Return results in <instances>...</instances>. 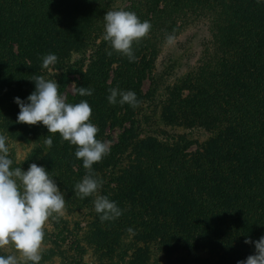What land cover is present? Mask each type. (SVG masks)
I'll return each mask as SVG.
<instances>
[{"label":"rangeland","instance_id":"374dc122","mask_svg":"<svg viewBox=\"0 0 264 264\" xmlns=\"http://www.w3.org/2000/svg\"><path fill=\"white\" fill-rule=\"evenodd\" d=\"M93 1L101 5L104 16L107 11L128 10L134 0ZM154 1L157 3L150 2L151 10L155 9ZM221 1L238 6L235 0ZM60 2L75 7L69 23L43 16L42 0H0V134L8 137L13 168L27 170L31 163L45 166L65 195L64 215L49 218L45 225L40 264H237L253 254L249 247L244 258L231 255L206 240L209 235L229 233L235 221L238 223L232 226L237 231L239 227L250 230L253 221L248 218L264 212V179L254 174L258 158L252 153L239 156L224 135V128L235 119L232 114L238 105L239 88L229 96L217 92L218 84L208 88L210 94H199L193 87L191 93L185 89L184 96L190 93L188 98L197 94L192 98L193 105L201 106L204 112L199 118L209 126L169 123L172 110L181 106L171 100L178 80L187 79L190 72L194 74L208 61L203 52L211 36L208 18H185L181 27L168 35L173 38L171 42L161 35L153 64L148 61L150 49L143 48L145 45H133L137 59L129 62L104 39L102 16L95 21L81 3ZM247 4L256 11L251 16L258 23L252 28L262 39L258 49L264 60V4L256 0ZM110 51L112 55H108ZM214 52L211 44L209 56ZM49 53L58 60L43 69V57ZM92 63L109 70L107 87L93 80ZM144 70L146 76L142 75ZM36 75L57 81L68 103L87 100L93 109L91 120L99 129L97 138L111 147L132 127L121 159L93 165L104 182L97 195L117 202L123 210L119 218L101 222L94 210L95 197L81 199L75 193V185L87 171L82 160L75 157V145L59 133H48L42 124L17 122L20 108L14 98L26 99L34 91L35 83L30 78ZM79 87L90 88L93 94L80 96ZM112 88L134 91L140 105L134 109L128 104H110L107 97ZM126 109L130 110L129 118L122 116ZM186 110L192 115L190 105ZM114 121L118 123L112 127ZM49 136L53 141L50 147L45 143ZM236 145L239 148V138ZM239 175L251 189L248 195L239 188ZM248 197V203L241 206L240 199ZM195 215L203 220L198 239L191 238ZM226 220L231 224L226 225ZM0 254L20 255L11 244Z\"/></svg>","mask_w":264,"mask_h":264},{"label":"trees","instance_id":"16d2710c","mask_svg":"<svg viewBox=\"0 0 264 264\" xmlns=\"http://www.w3.org/2000/svg\"><path fill=\"white\" fill-rule=\"evenodd\" d=\"M42 1V5H44V8L41 9L43 16L59 20L61 23L72 21L74 15L72 10H75V7L70 6L68 2L61 3L60 0ZM156 1L157 3L154 1L156 5L154 10H151L150 3L153 0H134L128 6V10L135 12L141 20H148L152 25L148 35L139 43L134 44L136 47L145 45L143 48L150 49V51L148 50V61L152 64L158 55V44L156 41L162 37L161 35H171L173 29L181 27L182 20H185V18L194 16L207 17L211 34L209 39L204 43L203 48L205 56L208 55V61L203 62L196 68L193 71L195 72L194 74L190 75V72L187 79L183 81L178 80L173 89L174 99L171 100L176 104H181V106L175 107L174 111L172 110V117L170 118L177 123L172 121L169 123L171 125H186L190 123L195 124V126H209L206 121L204 122V119L199 118L204 112L200 110L201 106L193 105L192 98L196 97L197 94L188 98L192 87L195 91L198 90L199 94L205 93V91L210 94L212 90L210 89L209 91L208 88L211 85L218 84L217 92L222 94V96H229L236 88H239L238 105H235L232 114L235 119L232 118L233 120H231L230 125L226 129L224 128V130H227L224 135L225 137L227 135L229 145L238 149L239 156L252 153L254 154L252 155L253 158H258V167H256L254 174L257 173L264 179V63H260L263 58H260L259 55L262 54L261 50L258 49L260 48L262 39L254 34L256 33V29L252 28V26L258 23V21H253L254 17L251 16V13L256 11L249 9L248 0H235V4L237 3L238 5L236 8L230 2L222 4L221 0H214L211 3L204 2V0L199 2L198 0ZM36 2L39 3L40 0H36ZM71 2L81 3L91 13L90 15L95 21H99L100 16L104 18V12L100 8L101 5L95 4L93 0H71ZM231 6L235 9H232ZM258 7L261 6L259 5ZM260 10L261 8L257 12H260ZM93 25H97V23ZM234 33L236 34L235 37L232 36ZM259 39L260 42L256 46ZM211 44L215 46V52L212 56H209ZM232 56L236 57V61ZM92 65L90 75L93 76V80L98 82L100 86L107 87L109 85V70L99 69L94 63ZM146 72L147 70H144L142 75L146 76ZM236 78H239V81ZM155 81L157 79L153 78V82ZM185 89H190V93L184 96ZM168 103L166 107H169ZM189 105L192 108V115L186 114V108ZM129 112L130 110L126 109L122 116L129 118ZM115 118L120 123L123 122L117 116ZM199 122L200 124H198ZM117 123V121H114L111 126L113 127ZM133 123L137 122L133 120ZM132 130V127H129L122 133L119 142L111 147L110 154L103 159L107 161L106 163L110 161L116 162L126 153L128 137L133 133ZM238 138L239 148L238 144L236 145ZM187 146H189V143ZM238 179L239 188L243 189L248 195L251 192L250 187L245 185L244 182L242 183V175H239ZM249 200L250 198L248 197L247 200L240 199L239 202L242 206V204L248 203ZM263 213V211L259 214L254 213L248 218L249 222L253 221L250 230L239 227V231H237L238 228H233L232 225L238 222L235 221L231 224L228 221L230 219H228L226 220V225L231 224V227L228 229L229 231L227 230L229 233L220 234L217 237L209 235L206 240L211 241V246H218L221 250L231 255L241 254V257H243L247 255L249 247L250 250L252 249V253H254V244L249 245L244 241L248 237L255 241L264 235ZM191 223L194 225L191 238L198 239L201 235L200 228L203 225V220L200 219V216L195 215L191 219ZM241 251L244 253H241Z\"/></svg>","mask_w":264,"mask_h":264},{"label":"clouds","instance_id":"9594fccd","mask_svg":"<svg viewBox=\"0 0 264 264\" xmlns=\"http://www.w3.org/2000/svg\"><path fill=\"white\" fill-rule=\"evenodd\" d=\"M264 4V0H256ZM104 39L110 43L112 50L135 62L137 57L133 45L145 38L152 27L148 20H141L133 11L118 9L107 11L104 15ZM168 36V42L172 41ZM112 55V52H108ZM58 57L49 53L43 57L41 67L48 69L55 65ZM35 89L26 99L15 97L20 111L18 123L29 125L42 124L48 133H59L61 138L76 146L75 157L82 160L87 170L83 179L75 185L74 191L81 198L94 196V210L101 222L112 221L123 214L116 201L97 193L103 186L93 168L111 152V146L97 138L98 127L92 122L93 109L87 100L79 103H68L58 90L57 81L46 79L43 75L30 78ZM80 96H91L93 90L79 87ZM110 104L132 108L140 105L137 94L132 90L110 89L107 97ZM45 143H53L49 136ZM10 158L8 137L0 134V250L13 245L20 254H0V264H40L45 240V225L49 218L64 215L65 195L59 185L43 165L31 163L27 170L13 168ZM254 244V253L237 264H264V235L253 241L250 237L244 241Z\"/></svg>","mask_w":264,"mask_h":264}]
</instances>
